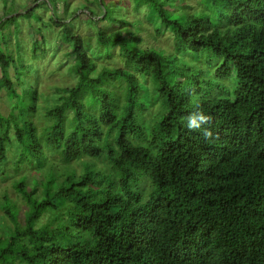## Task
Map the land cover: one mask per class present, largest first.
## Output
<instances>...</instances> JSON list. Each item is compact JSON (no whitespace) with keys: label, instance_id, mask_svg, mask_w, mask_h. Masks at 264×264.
Instances as JSON below:
<instances>
[{"label":"trees","instance_id":"obj_1","mask_svg":"<svg viewBox=\"0 0 264 264\" xmlns=\"http://www.w3.org/2000/svg\"><path fill=\"white\" fill-rule=\"evenodd\" d=\"M133 1L175 51L140 48L136 33L98 24L99 53L117 51L125 65L97 71L83 36L52 9L77 81L58 90L42 129L37 76L9 51L6 32L18 18L41 20L40 4L0 16V90L14 100L0 110V172L19 174L12 186L27 206L20 224L3 193L10 225L0 232V264H264V0H200V10L184 0L176 10L172 0ZM203 54L216 56L215 70H202ZM145 77L160 105L152 123ZM197 111L211 118L202 126L211 138L187 128ZM26 165L43 173L31 189Z\"/></svg>","mask_w":264,"mask_h":264},{"label":"rangeland","instance_id":"obj_2","mask_svg":"<svg viewBox=\"0 0 264 264\" xmlns=\"http://www.w3.org/2000/svg\"><path fill=\"white\" fill-rule=\"evenodd\" d=\"M0 0V16L4 12H9V15L25 12L27 8L32 5L40 4V7L36 9L37 15H41L42 19L39 20L38 16L29 18H18L9 28L6 30L8 34V46L9 51L17 57H21L22 63L27 65V69L31 74L37 76V86L39 89L40 110L39 114L35 117L34 121L38 125L39 129L47 126L48 120L45 116L46 107L52 105L56 98L61 95V88L73 86L77 78L71 71V67L74 62V56L68 55L71 50L70 46L64 44V40L61 36V28L50 24V17L52 16V9L56 10L58 17L66 19L67 22H71L75 32L81 34L84 38L86 45L89 47V51L94 55L96 61L97 71L102 70L103 67H123L125 60L120 56L119 52L111 50L113 54L110 57H106L104 53H99L100 45L97 43L96 31L97 25L100 26L106 32H115L119 30L124 35L136 33L142 40L139 47L152 46L154 48H161L166 53L174 52V46L171 36L161 34L156 31V25L150 23L146 19V7H140L136 9V1L133 0ZM178 0L169 1L168 7L172 10H176L179 7ZM183 3L188 5L192 10H200L203 5L200 0H184ZM50 5V6H49ZM97 15L94 18H89V14ZM8 15V16H9ZM105 16V20L102 17ZM19 20V22H18ZM124 24H121L120 22ZM99 22V23H97ZM20 24V25H19ZM39 30V31H38ZM41 31V32H40ZM167 35V36H166ZM41 47L43 51L38 50L37 55H33V44L38 39H43ZM18 44L20 50L17 49ZM104 49L100 52H103ZM108 52V50L106 51ZM216 56H210L203 54L202 61L199 66L202 70L211 72L215 70ZM32 67V68H31ZM11 77L18 89L21 91L24 84L17 80L16 74L13 68L10 69ZM24 74V73H23ZM26 76V72H25ZM149 77L141 78L143 84L150 86ZM27 79V78H26ZM28 80V79H27ZM34 83V82H33ZM144 87V88H145ZM156 85L152 81L150 91L141 95L142 100L147 103L145 110L146 121L152 123L160 113L159 100L152 97L155 92ZM114 89L123 98L124 85L118 83L115 84ZM121 98V100H122ZM14 100L11 99L5 91L0 90V110L3 113H8ZM20 150L19 144L16 145V151ZM18 153V152H17ZM16 153V154H17ZM13 153V155H16ZM49 160L57 165L65 164L59 155L51 152L47 153ZM14 158L10 157V163L12 164ZM80 160V159H78ZM81 169V165L78 162L71 164ZM27 166V165H26ZM30 168V169H29ZM35 172V173H34ZM20 173H25L30 177L28 182V188L31 189L36 182V178L41 179L40 171H37L31 166H27ZM43 174V173H42ZM9 175V176H8ZM16 175L13 171L8 170L6 174L0 172V200L3 193H7L13 200L19 209L18 220L20 224H24L25 211L27 209L24 199L14 190L12 186V180ZM41 190V186H39ZM47 220V216H43L41 222L44 223ZM10 225V221L5 217L4 211L0 210V232L6 231Z\"/></svg>","mask_w":264,"mask_h":264},{"label":"clouds","instance_id":"obj_3","mask_svg":"<svg viewBox=\"0 0 264 264\" xmlns=\"http://www.w3.org/2000/svg\"><path fill=\"white\" fill-rule=\"evenodd\" d=\"M198 107V106H197ZM187 128L192 130H202L205 138H211L212 132L209 129L203 128L202 126L210 123V117L204 115L202 112L197 111L191 113L187 118Z\"/></svg>","mask_w":264,"mask_h":264}]
</instances>
